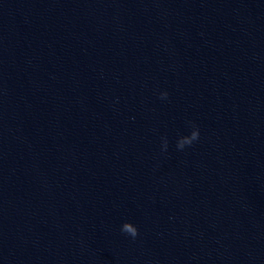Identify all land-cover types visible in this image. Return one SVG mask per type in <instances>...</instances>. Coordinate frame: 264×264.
Segmentation results:
<instances>
[{"label":"water","instance_id":"obj_1","mask_svg":"<svg viewBox=\"0 0 264 264\" xmlns=\"http://www.w3.org/2000/svg\"><path fill=\"white\" fill-rule=\"evenodd\" d=\"M0 264H264V0H0Z\"/></svg>","mask_w":264,"mask_h":264},{"label":"clouds","instance_id":"obj_2","mask_svg":"<svg viewBox=\"0 0 264 264\" xmlns=\"http://www.w3.org/2000/svg\"><path fill=\"white\" fill-rule=\"evenodd\" d=\"M161 98H166L168 96V93L166 91L161 92L160 94ZM192 130L188 135H180L176 141V147L178 149H183L186 145H191L194 141H196L199 138V128L195 124H192ZM163 139V148L167 149L168 142L167 138L164 137ZM121 231L124 233H127L131 235L133 238H135L138 235V229L136 225L129 221H125L121 226Z\"/></svg>","mask_w":264,"mask_h":264}]
</instances>
